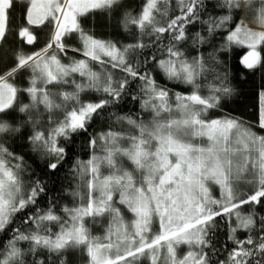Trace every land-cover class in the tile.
Returning <instances> with one entry per match:
<instances>
[{"label": "snow or ice", "instance_id": "6c2138e0", "mask_svg": "<svg viewBox=\"0 0 264 264\" xmlns=\"http://www.w3.org/2000/svg\"><path fill=\"white\" fill-rule=\"evenodd\" d=\"M0 264H264V0H0Z\"/></svg>", "mask_w": 264, "mask_h": 264}, {"label": "trees", "instance_id": "16d2710c", "mask_svg": "<svg viewBox=\"0 0 264 264\" xmlns=\"http://www.w3.org/2000/svg\"><path fill=\"white\" fill-rule=\"evenodd\" d=\"M247 50L246 46H238L235 48V50L230 53V61L233 65H236L238 67H242V65L239 64V58L244 54V52ZM258 78V77H257Z\"/></svg>", "mask_w": 264, "mask_h": 264}]
</instances>
